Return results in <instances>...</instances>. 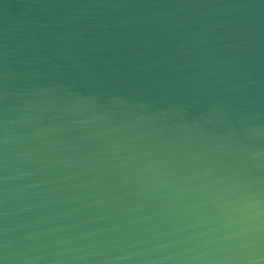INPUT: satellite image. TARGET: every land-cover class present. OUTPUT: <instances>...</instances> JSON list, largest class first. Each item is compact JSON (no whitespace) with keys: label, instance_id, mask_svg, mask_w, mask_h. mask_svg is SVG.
Wrapping results in <instances>:
<instances>
[{"label":"water","instance_id":"1","mask_svg":"<svg viewBox=\"0 0 264 264\" xmlns=\"http://www.w3.org/2000/svg\"><path fill=\"white\" fill-rule=\"evenodd\" d=\"M0 264H264V0H0Z\"/></svg>","mask_w":264,"mask_h":264}]
</instances>
